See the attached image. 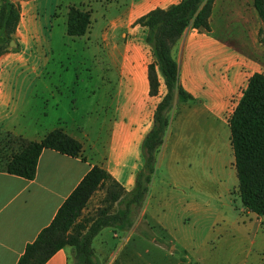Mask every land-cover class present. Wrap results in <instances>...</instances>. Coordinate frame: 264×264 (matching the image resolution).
I'll return each mask as SVG.
<instances>
[{
	"label": "crops",
	"instance_id": "crops-1",
	"mask_svg": "<svg viewBox=\"0 0 264 264\" xmlns=\"http://www.w3.org/2000/svg\"><path fill=\"white\" fill-rule=\"evenodd\" d=\"M180 1L11 0L19 6L20 17L8 52L0 55V133L39 142L61 129L81 144L82 153L72 158L43 150L32 180L0 172V264L18 263L26 246L52 222L94 166L105 170L126 192L132 191L144 166L142 142L165 93L161 82L158 95H149L150 52L143 29L135 22L154 9H167ZM71 7L90 12V28L82 37L67 35ZM262 28L254 0H212L208 31L185 29L172 56L178 85L192 100L179 103L175 98L156 155V173L166 167L167 188L171 190L167 192V215L153 210L147 194L142 208L131 213L130 228H104L93 239L100 263L113 264L125 248L137 249L141 238L156 244L149 222L170 237L178 264L224 263L210 255L199 257L198 252L192 260L185 249H176L170 234L186 221L192 225L199 222L203 193L221 196L232 205L238 197L228 119L248 80L255 74L264 75ZM77 52L99 57L103 64L99 85L85 95L95 97L99 90L100 110L110 113L107 138L100 147L82 127L71 123L79 82L75 73L71 80L64 73L77 71L71 64ZM50 114L55 117L49 118ZM75 133L83 135L82 140ZM255 217L263 224L264 216ZM219 221L227 230L237 224L228 218ZM210 239L207 233L205 244L211 243ZM72 259L73 250L64 248L45 264H71ZM133 260L131 254L124 262ZM263 263L264 252L238 262Z\"/></svg>",
	"mask_w": 264,
	"mask_h": 264
},
{
	"label": "trees",
	"instance_id": "trees-1",
	"mask_svg": "<svg viewBox=\"0 0 264 264\" xmlns=\"http://www.w3.org/2000/svg\"><path fill=\"white\" fill-rule=\"evenodd\" d=\"M254 7L263 22L264 0H254ZM212 0H181L167 9H154L138 19L135 25L145 33L149 48V95L156 97L160 83L164 95L156 106L150 131L142 142L143 169L136 175L134 188L126 192L102 168L94 166L57 211L52 222L28 244L17 264H45L64 248L73 250V264H101L92 248L93 239L104 228L127 230L132 225L131 213L137 212L149 192L156 171V155L168 127V113L175 98L179 103L192 100L178 85L177 64L172 51L186 28L208 31ZM19 6L11 0H0V55L8 52L19 22ZM90 12L69 8L66 32L69 37L84 36L90 28ZM230 143L237 177V196L245 212L264 216V75L255 74L247 82L230 118ZM43 150H53L72 158L81 156L82 146L75 139L56 129L39 142H30L10 133H0V172L26 180L35 177ZM105 188L104 208L86 226L79 221L91 196ZM167 247L171 239L167 235ZM264 264V263H263Z\"/></svg>",
	"mask_w": 264,
	"mask_h": 264
},
{
	"label": "rangeland",
	"instance_id": "rangeland-1",
	"mask_svg": "<svg viewBox=\"0 0 264 264\" xmlns=\"http://www.w3.org/2000/svg\"><path fill=\"white\" fill-rule=\"evenodd\" d=\"M96 13L98 15L100 11ZM58 63L57 61L51 62V64ZM71 64L77 67V71L64 73V77L71 80L73 73H75L79 82L75 119L71 123L74 122V124L82 127L84 132L88 134L90 141L95 142L100 147L104 145L107 138L110 113L100 110L103 103L100 104L98 100L99 90H97L95 97L85 98V95L99 85L101 79L100 66L103 64H100L99 57L95 59L86 52H77L76 56L71 59ZM48 117L53 119L55 115L50 114ZM75 135L82 140L83 135L79 133H75ZM84 142L86 143V141ZM155 173L152 177L153 182L150 183L151 187H149V203L157 214L167 215V192L171 191L167 188V169L162 167ZM185 193L191 194L187 190ZM104 200L105 188L101 187L89 199L79 221L81 223L87 222L86 226H90V222L104 208ZM234 202L232 205L221 196L213 195L212 197L203 193L199 201L203 209L198 216L199 222L192 225L191 221H186L185 225L170 234L176 244V249L181 252L185 249L186 255L192 260H194V254L198 252L197 256L199 257L206 255L218 257L220 261L224 262L223 264H238L244 257L254 258L264 252V222L261 224L254 215L245 216L238 197L235 196ZM221 218H228L237 224H234L233 230L224 229L223 224L219 221ZM149 224L154 228L150 234L155 237L156 244L141 238L137 249L135 247L125 248L113 264H178L177 254L167 247V234L157 224L153 222H149ZM107 231L106 229L103 235ZM207 233L211 236V243L209 241L208 244H205ZM159 243L163 244V247L159 246ZM93 248H96L95 242H93ZM131 254H134V260L129 263L124 262L126 257L131 258ZM103 261L101 264H106ZM71 264H73V259Z\"/></svg>",
	"mask_w": 264,
	"mask_h": 264
},
{
	"label": "water",
	"instance_id": "water-1",
	"mask_svg": "<svg viewBox=\"0 0 264 264\" xmlns=\"http://www.w3.org/2000/svg\"><path fill=\"white\" fill-rule=\"evenodd\" d=\"M10 44H12V42Z\"/></svg>",
	"mask_w": 264,
	"mask_h": 264
}]
</instances>
